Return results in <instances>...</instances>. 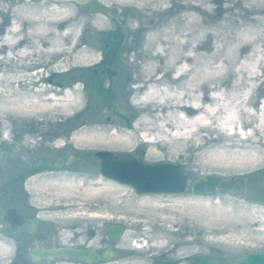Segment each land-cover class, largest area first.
Here are the masks:
<instances>
[{
    "label": "bare ground",
    "instance_id": "6f19581e",
    "mask_svg": "<svg viewBox=\"0 0 264 264\" xmlns=\"http://www.w3.org/2000/svg\"><path fill=\"white\" fill-rule=\"evenodd\" d=\"M69 1L51 4L47 0H39L33 5L11 6L12 10L10 11L7 8L0 7V17L3 18L4 15H7V17L12 18L8 22L9 24L6 23L9 27L7 29L5 27L4 30V25L1 23L4 19L0 21V25H2L0 27V65H2L0 68V71H2L0 73V117L5 115L14 116L17 117V120L40 117L41 120H44L56 117L58 120H66L71 117L74 118L77 113L88 106L86 119H80L79 124H73L75 129L73 142L76 147L80 148L78 150L88 149L94 152L106 150L111 154H124L132 151L139 144H148L147 152L151 155L159 153L156 149H160V145H167L168 153L174 155L173 150H185L190 143L192 146L195 145L193 146L194 149L203 151L202 154L197 156L195 163L201 169L243 174L248 168H254L259 164L261 160L259 152L255 149L251 150L253 147L249 144L252 141L251 135L255 131L245 132V136L242 137L239 136V129L244 131L245 126H248L246 118L256 121L253 130L264 128V102L261 101V106L254 108L253 111L249 110V106L252 108L250 98L255 90L252 82L254 79L259 78L258 72L255 73L253 69L250 70L245 65L247 60L250 61L248 62L251 65L257 67H260L262 61L264 62V0H247L248 7H245L246 11H244V17L240 22L232 17L226 24H215L218 28L224 30L218 35L216 33L217 36H213L221 40L219 53H221L224 43L231 41H235L237 51L241 52L248 45L250 52L242 55V60L237 59L236 68L234 67L232 70L229 68L226 71H221L218 65L214 66L215 70L212 69L214 70L212 73L207 70L208 74L200 81L201 86H199L200 83L191 86L190 84L193 82L189 84L187 80V75L191 71V68L187 67L188 61L197 56L188 53L189 49L187 50V35L193 33L192 29L189 32L187 29L189 19H187V14L202 12L208 15V3L212 0H199L200 2L197 4L196 2L188 3L189 13L187 10V13L184 14L186 22L182 24L184 25V31L181 37L178 38L177 36L175 38L176 41L173 40L174 38H158L156 32L144 38L146 48H149V46L154 47L155 54L153 56L161 55L163 57L160 64L155 63L154 59H151L154 63L149 59L150 62L145 61L139 65L133 63L134 58H132L131 68H137L138 70L134 74L123 71L122 74H117L115 78L108 77V79L106 76L101 75L102 72H99V74L93 72V70L95 71L94 68L89 74V79L82 85H79L81 83L80 76L79 79L70 81L69 85H61L60 82L57 83L56 81L49 82L50 79H48L49 83L46 85L44 82L47 75L67 72L70 68H78V66L88 67L86 70H81V72L87 73L89 66H93L94 63L98 62L97 59L101 57V55L98 58L96 57L97 54L94 52L98 48L96 45L94 46L92 43L89 46L82 45L81 40L84 37L82 29L84 26L79 25V18L74 13V8ZM96 15L99 20L104 18L101 13H96ZM72 17L75 19H72ZM194 20L195 18H191V23H194ZM103 22L100 21L101 24H104ZM171 31L173 30L169 29L167 32ZM191 39H195V37ZM170 45H174V47L170 48ZM198 46L200 44L196 43L195 47L198 48ZM177 48H182L183 51H179ZM217 53L215 51L211 55L212 62H216L221 56ZM40 57H45V59L42 60ZM221 59L227 62V65L230 63L227 56H222ZM49 61H51V64L48 70L41 67L43 62L48 63ZM7 65L13 67V71L9 72V75H6V71L3 69ZM167 69L173 71L171 76V83L173 84L167 82V78H165ZM203 72L201 73L203 74ZM225 73L233 76L235 78L233 80L236 81L227 90H225L226 86L221 87L220 85L222 84L220 78L225 76ZM116 79L119 80V85L115 83ZM206 82L210 83L204 85ZM239 83H243V85L240 87ZM28 84H32L35 88L25 89L23 86ZM203 85L207 88L206 93L199 90ZM81 87L83 91L86 88L85 94L89 96L84 105H81V100H83L82 93H80ZM87 90H90V93H87ZM128 90L135 93L130 101L125 99V93ZM104 104L109 105L111 114L101 111ZM131 105L138 107L142 113V115L137 114V118L134 117L133 121H130V114H127ZM260 115L263 117L260 118ZM199 130L218 131L224 140L222 138L212 140L208 136L202 137V135H199ZM210 143H212L211 147L207 146L206 148V145ZM57 144L61 148L65 143L60 142ZM95 157L97 156L95 155ZM54 177L51 179L46 174L33 173L29 179L31 185L28 187L30 191H33V189L43 185L45 180H59L60 185L63 184L61 186L64 192L62 196H72L74 194V191H70L72 187H75L76 184L80 185L81 180H84L76 173L71 177L68 174H64L62 178ZM75 179H78L77 183H75ZM87 182H89V185L86 187L88 188L86 195L89 198H86V200L90 201H92V198L105 197L109 192H115L119 188L126 187L132 190L126 184L111 181L99 174L87 179ZM114 183L125 187L114 186ZM56 185L58 186V184ZM147 195H142L141 198ZM76 208L80 211V214L86 210L83 207ZM101 210L97 211L102 212ZM74 212H76V209ZM96 214L94 215L96 216ZM63 217H66L65 214ZM90 218L95 219L94 216ZM97 242H99L98 237L91 243L93 247L96 246ZM131 245L136 248L146 247V241L131 242ZM162 245L163 240H155L150 246L159 247ZM7 248V245H1L0 254L3 250L6 253Z\"/></svg>",
    "mask_w": 264,
    "mask_h": 264
},
{
    "label": "rangeland",
    "instance_id": "374dc122",
    "mask_svg": "<svg viewBox=\"0 0 264 264\" xmlns=\"http://www.w3.org/2000/svg\"><path fill=\"white\" fill-rule=\"evenodd\" d=\"M36 1L39 0H0V7L7 8L10 11L12 10L11 6L33 5ZM61 1L66 2L68 0H47V2L51 4H55V2L56 4H60L62 3ZM200 1L133 0L123 2L122 0H91L86 4H83L70 0L69 2L74 8V13H76L79 18V25L84 26L82 29L84 35L81 40V42H83L82 45L89 46L91 43L94 46L96 45L98 47L94 50L95 54H97L96 57L98 58L100 55L101 57L97 59V63H94L91 67L89 66L87 73H83L81 70H86L88 67H72L67 72L63 71L62 73H55L50 76L47 75L44 84L47 85L49 82L56 81L57 83L60 82L61 85H69L68 83L70 81L73 79H79L80 76L81 83L79 85H82L89 79V74L94 68L95 71L93 70V72H96V74L102 72L101 75H104L107 78H115L117 74L120 75L123 71H128V73L134 74L137 68H131L132 58H134L133 63L139 65L145 61H149V59L151 62L154 61L155 63L160 64L163 57L161 55L153 56L155 54L154 47L149 46V48H146L144 38L149 34L156 32L158 38H174L173 40L176 41L175 38H177V36L178 38L181 37V34L184 31V25L182 24H185L186 22L184 14L187 13L188 3L196 2L197 4ZM246 1L247 0H212L208 3V15L202 12H194L191 13V15L187 14V19L189 18L187 24L188 32L191 29L193 30V33L187 35V50L189 49L188 53L197 55L191 61H188L187 65L188 68H191V71L187 75L188 83L190 84L193 82L190 84L191 86L196 84L199 85V83V86H201L202 83L200 81H202L204 76L208 74V71L209 73L214 72V66L216 65L219 66L221 71H226V69L229 68L230 70L234 67L236 68V60H242V55L250 52V47L248 45L241 50L242 53L237 51V49H235V41H231L225 42L221 53H219L221 40L217 37H213L224 31L221 28H218L215 24H226V22L232 17L236 18L238 22L243 19L244 11H246L245 7H248ZM109 7L117 9L118 16L116 18L105 12V9ZM96 13H101L104 18L99 20ZM222 17L224 18L222 19ZM73 18L74 17H72V19ZM191 18H195L194 23H191ZM11 19L12 18H10V16L7 17V15H4L3 18L0 17V21L3 20L1 22L2 25H4L3 30L5 27L6 29L9 27L8 22ZM100 21H104V24H101ZM2 25H0V27ZM169 29H172L173 31L168 33L167 31H169ZM190 37H195V39H191ZM196 43L200 44L198 48L195 47ZM174 45H170V48H173ZM104 48L106 49L103 51ZM177 50L183 51L182 48H177ZM215 51L221 56L216 62H212L211 55ZM222 56H227L229 58L230 63H228V65L227 62H224L221 59ZM40 59L44 60L45 57H40ZM151 59L154 60L152 61ZM248 61L249 60L245 62L247 68L249 67L250 70L253 69L255 73L258 72L259 77L252 82L255 90L250 98L252 108L249 106V110L253 111L254 108L261 106V101L264 102V62L262 61L260 67H257L253 64L251 65L249 63L250 61ZM50 62L51 61L48 63L43 62L41 67L48 70V67L51 64ZM1 67L2 65H0V68ZM12 68L11 65H7L3 68L6 71V75H9V72L13 71ZM108 71H112L110 72V76L107 74ZM1 72L2 71H0V73ZM201 72H203L204 75ZM192 73L194 74V77L192 76ZM172 75L173 71L167 69L165 77L167 78V82L171 83ZM230 76L226 74L220 78L222 84H219L221 87H223V85L226 86L225 90L236 83V81H234L235 78H233V76L230 78ZM48 79H50L49 82ZM118 82L119 80L116 79L115 83L118 84ZM209 83L206 82L204 85ZM243 83H239V86L241 87ZM204 85L199 90L200 92L206 93L207 88L206 86L204 87ZM23 87L27 90L35 88H33L32 84L24 85ZM80 93H82L81 96L83 99L81 100V105H84L85 100L87 98L89 99V96L85 94L86 88L83 91V88L81 87ZM87 93H90V90H87ZM125 94V99L130 101L131 97H133L132 95L135 93L128 90ZM204 101L207 102L206 100ZM88 108L89 107L86 106L80 113H77L74 118L71 117L66 120H58L56 117L44 120H41V117L32 119L20 118L18 120L17 117L14 116L5 115L0 117V206L9 207V205L5 204L11 203L13 197H22L21 192L24 190L29 191L27 195L30 199L36 195L35 193L30 192L28 187L31 185V182H29L31 181L29 180L30 176L20 178L23 169H32V166L36 163L35 160L30 158V153L32 151L35 150L34 152H36V150L40 151L45 149L47 151L51 150L52 152L67 149L71 152L76 150L82 157L80 170L79 172L76 171V174H78L79 177L84 178V180H81L80 185L76 184L75 187H72L70 191L76 193L75 195L80 202L79 205H77L84 208V202L86 198H89L87 197L88 195H86L88 192V188L86 187L89 185L87 179L92 176H98L99 170L98 167H96V164L100 159L95 157L94 151L88 149H83V151H81L78 150L80 148L74 145L73 137L75 129L73 128V124H79L80 119H86ZM110 109L109 105L104 104L101 111H106V113L111 114L112 112H110ZM127 114H130V121H133L134 117L137 118L139 114L142 115L138 107L134 105H131ZM262 117L263 116L260 115V118ZM246 120L248 126H245L244 131H241V129L239 130V136L244 137L245 132L249 133L250 131H255V133H252L251 135L252 141L249 144L253 147L251 150L255 149L259 152L261 160L256 167L248 168L243 174H240L239 172L226 173L221 170L211 171L209 169H201L199 166L195 165V163L197 156L202 154L203 151L200 149H194L193 146L195 145L192 146L190 143L185 150H173L174 155L168 153V150L166 149L168 147L167 145H160L161 150L156 149L159 153L154 155L147 152L149 148L148 144H139L132 151L127 152L129 155L145 157L149 160H165V158H168L173 162L179 163L183 170L188 173L189 178H192L197 174L205 175L206 173H209L215 176L222 174V176L229 177L234 181V187L224 194L222 192H215L213 195L207 194V196H202V194L196 195L192 193L190 190V184L188 183L183 194H171L167 196L147 195L146 197L141 198V195L135 196L132 193L133 191L129 188L114 183V186L118 185L125 188L116 189L115 192L111 191L108 195H105V197L92 198V201L96 200L97 202L96 208H98V210L99 208L102 209V212L98 211L100 213L96 214L95 219L90 218V216L79 218L82 224L81 227L84 226V222L87 221L86 225L91 224V226L95 228L96 237H99L102 232L100 225L106 224L107 222H119L123 227V233L120 234L119 238L115 242L109 243V247H112V249L115 250V254H113L109 262L105 264H149V262L159 258H173L175 259V264H187L191 252L204 254L210 258L213 257L217 262H229L234 258L240 257L244 251L251 249L259 251L264 250V206L247 203L242 198V187L244 186L247 176L260 175L264 179V128L253 130L256 121H253L250 118H246ZM199 135H202V137L208 136L212 138V140L215 138H222L218 131L212 132L199 130ZM31 140L36 142H32ZM60 142L65 143L61 148L58 147L57 144ZM210 145H212V143L207 144L206 148L207 146L211 147ZM74 181L77 183L76 181H78V179H75ZM56 184H58L60 188ZM62 185V183L60 185L59 180H45L43 185L35 189H43V194H47L46 196H54L56 193L59 195L61 193L62 195L64 193L61 189ZM76 218L77 216L73 218V220L76 221ZM66 222L69 224L68 220H66ZM63 227L64 229L66 228L65 225ZM141 240L146 241V247L142 246L141 248H136L131 245V242L136 243ZM155 240H163V245L159 247L150 246ZM104 246V243L97 242L96 246L92 247L93 249H98L101 247L104 248ZM6 254L7 252L5 253L3 250L0 262L6 259Z\"/></svg>",
    "mask_w": 264,
    "mask_h": 264
},
{
    "label": "flooded vegetation",
    "instance_id": "af4514ba",
    "mask_svg": "<svg viewBox=\"0 0 264 264\" xmlns=\"http://www.w3.org/2000/svg\"><path fill=\"white\" fill-rule=\"evenodd\" d=\"M34 151L30 153V158L36 161L35 165L32 166V169H23L22 174H20V178L32 176L33 173H38L40 175L46 174L51 179L54 176V178H62L64 174H68V176L71 177L74 173H76V171L79 172L80 170L82 157L81 154L76 150L72 152L68 151L67 149L52 152L51 150L47 151L45 149L40 151L36 150V152ZM73 154H76L80 158L79 163L75 167H71L69 165V157ZM28 192V190H24L21 192L22 197H13L11 203L5 204L9 205V207L0 206V246H8V251H6L7 254L5 257L6 259H4V261L2 260L0 264L107 263L103 261H98L97 263H86L83 262V260H75L72 258V256L63 257L62 255L41 257L38 255H32L30 252H28L29 249H54L57 247L62 248L67 246L82 249L89 247L93 249V245L91 243L97 238L95 236L96 230L93 226H91V224L88 223L89 225H86L87 221H85V225L81 227L82 224L79 218H84L87 216L95 217L94 214L98 212V208H96V200H85L84 208H86V210L83 212V214H80V211L76 208L81 207L77 205L79 199L76 197V193L73 194L75 196H62L57 193L54 196H46L47 194H43V189H35L30 191L36 194L30 199L27 195ZM7 209L17 211L20 218L24 219L25 223L20 225L17 222H14V215L13 218L9 219V228H6V226H4V218H6ZM75 209L77 213L74 212ZM64 214L66 217H63ZM76 216V221H74L73 218ZM66 220H68L69 224L66 222ZM106 224L100 225L102 232L98 237L99 242L104 243L105 246L104 248H94V250L99 253L102 250L108 248L109 243L112 242L105 237L106 233L104 226ZM64 225L66 227L65 229L63 227ZM113 251L115 254L114 249ZM1 258L2 257L0 254V259Z\"/></svg>",
    "mask_w": 264,
    "mask_h": 264
},
{
    "label": "water",
    "instance_id": "95a60500",
    "mask_svg": "<svg viewBox=\"0 0 264 264\" xmlns=\"http://www.w3.org/2000/svg\"><path fill=\"white\" fill-rule=\"evenodd\" d=\"M55 1V0H54ZM79 3L86 4L91 0H74ZM105 12L117 17V9L109 7L105 9ZM112 71H108L107 74L111 75ZM12 155V154H11ZM10 155V156H11ZM100 161L97 162L99 175L101 177L109 178L111 181H116L123 185H128L132 189V193L136 195H177L183 194L187 184H190V190L194 194H214L215 192L227 193L232 187H234V181L231 178L221 175H212L206 173L205 175L197 174L192 178H189L179 163L173 162L168 158L165 160H149L139 156H132L128 153L118 154L109 153L106 150L94 152ZM69 165L71 167L77 166L80 158L75 154L69 157ZM243 190V200L247 203H254V205L264 206V179L260 175H249L245 179ZM6 218H4V226L9 228V219L14 217V222L18 224L25 223L24 219L20 218L19 213L13 210H6ZM105 237L108 240L115 242L121 233H123V227L119 222H108L105 226ZM32 255L47 257L51 255H62L63 257L72 256L75 260H83L86 263H97L98 261L108 262L111 256L114 254L112 248L108 247L102 250L100 253L92 248H72L57 247L54 249H29ZM175 259H155L149 264H175ZM187 264H264V251L251 249L244 251V253L234 258L229 262L221 261L217 262L213 257H207L204 254L190 253Z\"/></svg>",
    "mask_w": 264,
    "mask_h": 264
}]
</instances>
